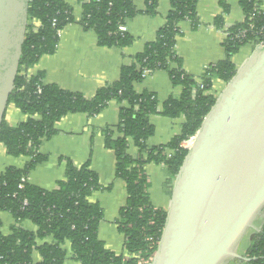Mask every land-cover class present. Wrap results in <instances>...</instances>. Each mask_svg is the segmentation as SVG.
I'll list each match as a JSON object with an SVG mask.
<instances>
[{
  "label": "trees",
  "instance_id": "trees-1",
  "mask_svg": "<svg viewBox=\"0 0 264 264\" xmlns=\"http://www.w3.org/2000/svg\"><path fill=\"white\" fill-rule=\"evenodd\" d=\"M82 3V16L78 24L97 36L101 47H129L133 37L120 31L137 16L133 0H78ZM264 0H239L244 20L226 29L223 48L224 60L208 66L199 79L188 74L176 52V42L181 36L180 24L188 22L193 30L199 26L196 6L198 0H170V9L155 40L136 54L130 66L122 67L119 79L99 88L92 98L80 93L65 91L56 85L44 84V73L28 76L42 56L55 54L59 33L74 23L72 8L63 0H30L28 25L22 46L18 73L8 104H14L26 122L10 127L4 118L0 126V144L9 157H27L22 169L6 168L0 175V212L11 214L15 224L8 236L0 230V264H64L67 242L71 246V259L79 264H146L156 251L165 223L166 212L155 208L149 199L145 166L163 165L170 180H174L186 156L183 142L194 137L205 116L213 107L216 97L209 94L213 81L225 84L236 73L232 58L243 47L253 49L264 42ZM222 14L214 26L223 28V17L229 12L227 0H218ZM157 0H145L144 14L154 16ZM157 71L166 72L174 87L182 89L179 96H171L158 112L157 98L149 92L137 93L134 85ZM112 101L122 105L119 123L114 130L103 131L104 146L114 152L115 177L125 184L127 200L119 211L115 224L125 241L124 255H116L105 248L98 238L103 211L89 197L101 189L97 175L89 163L76 167L68 159L64 179L57 189L46 191L25 181L30 173L46 161L38 153L43 141L55 135V124L71 114L96 116ZM161 115L176 119L184 117L181 132L166 145L149 147L147 141L154 134L150 117ZM130 141L138 150V157L128 154ZM170 151L171 154L167 155ZM30 221L37 232L24 230L21 223ZM1 229V222H0ZM50 242H46L47 240ZM41 241V244H38ZM248 261L234 260L233 264H264V222L258 233L251 237L245 254Z\"/></svg>",
  "mask_w": 264,
  "mask_h": 264
},
{
  "label": "crops",
  "instance_id": "crops-1",
  "mask_svg": "<svg viewBox=\"0 0 264 264\" xmlns=\"http://www.w3.org/2000/svg\"><path fill=\"white\" fill-rule=\"evenodd\" d=\"M63 1L72 8L75 22L59 33V44L55 54L42 56L38 64L28 70L27 74L33 77L38 72H43L45 85H56L62 90L80 93L86 98H92L99 88L119 79L121 68L132 65L134 56L155 40L156 33L163 26L170 9V0H157L156 14L148 16L144 14L145 0H133L135 8L140 13L125 26L126 32L133 37L132 44L125 48H108L99 46L95 33L84 30L78 24L83 12L82 3L78 0ZM227 3L229 12L223 17L222 29L214 26L216 17L222 14L218 0H198L196 11L200 24L196 30H193L188 22L180 24L182 34L177 39L176 52L182 61L183 69L195 79H199L208 66L224 60L225 31L244 20L239 0H227ZM260 10L264 12V1ZM251 51L249 46L243 47L232 58L233 64L238 67L252 53ZM224 87V82L215 80L209 94L217 96ZM134 90L137 93L146 91L155 94L158 112L162 111L163 103L171 96H179L182 91L180 87L172 85L169 75L164 71L146 76L141 83L134 85ZM121 106L112 101L96 116L77 113L61 119L55 124V135L43 141L39 147L38 153L46 156V161L36 166L30 173L28 181L43 190L53 191L57 189V183L64 179L65 165L60 159H68L76 167L89 163V169L97 175L101 186L100 190L93 192L89 197V201L98 204L103 211L98 238L110 252L127 257L123 250L125 238L115 224L120 209L125 206L127 194L124 182L115 177V155L113 151L105 148L103 135V131L110 128L114 132V137H118L114 129L119 123ZM27 119L28 116L22 114L14 104L7 105L4 120L8 126L15 127ZM149 120L154 127V134L147 141L149 147L166 145L180 134L184 123V117L170 119L161 115H153ZM137 153V148L130 141L128 154L132 158H137ZM170 154L168 151L167 155ZM28 161L27 157H9L5 147L0 144V175L8 167L22 169ZM145 174L151 204L166 211L174 180H170L163 165L148 164L145 166ZM0 222L1 234L10 235L15 224L11 214L0 212ZM21 225L28 232H37V227L30 221H24ZM258 232L251 231V237ZM41 243L38 241V244ZM64 248L67 251V260L64 264H79L71 259L69 242ZM32 259L33 264L40 261L37 252L33 253Z\"/></svg>",
  "mask_w": 264,
  "mask_h": 264
},
{
  "label": "water",
  "instance_id": "water-1",
  "mask_svg": "<svg viewBox=\"0 0 264 264\" xmlns=\"http://www.w3.org/2000/svg\"><path fill=\"white\" fill-rule=\"evenodd\" d=\"M30 0H0V126L18 73ZM217 95L172 184L146 264H230L264 208V44Z\"/></svg>",
  "mask_w": 264,
  "mask_h": 264
},
{
  "label": "rangeland",
  "instance_id": "rangeland-1",
  "mask_svg": "<svg viewBox=\"0 0 264 264\" xmlns=\"http://www.w3.org/2000/svg\"><path fill=\"white\" fill-rule=\"evenodd\" d=\"M239 59H241L242 60V58L241 57H239ZM263 222H264V214H263V212L261 213L260 212V214L255 218V220H254V222H253V224H252V227L246 232V234L244 235V237H243V240L241 241V243H240V245L238 246V248H237V250H236V252L239 254V255H241V256H243L244 254H245V249L247 248V246L249 245V243H250V240H251V231L253 232H257V231H259V229H260V225H262L263 224ZM256 234V233H255ZM234 262L232 261L230 264H233Z\"/></svg>",
  "mask_w": 264,
  "mask_h": 264
},
{
  "label": "built area",
  "instance_id": "built-area-1",
  "mask_svg": "<svg viewBox=\"0 0 264 264\" xmlns=\"http://www.w3.org/2000/svg\"><path fill=\"white\" fill-rule=\"evenodd\" d=\"M120 31H126V28H125V27H120ZM226 36H227V35L225 34V37H226ZM260 44H264V42H262V43H260ZM192 140H193V137L190 138L188 141L184 142L183 147H184L185 149H188V148L191 146ZM25 181H28V178H23L21 182L24 183Z\"/></svg>",
  "mask_w": 264,
  "mask_h": 264
},
{
  "label": "flooded vegetation",
  "instance_id": "flooded-vegetation-1",
  "mask_svg": "<svg viewBox=\"0 0 264 264\" xmlns=\"http://www.w3.org/2000/svg\"><path fill=\"white\" fill-rule=\"evenodd\" d=\"M263 212V214H264V208H263V210L261 211V213Z\"/></svg>",
  "mask_w": 264,
  "mask_h": 264
}]
</instances>
